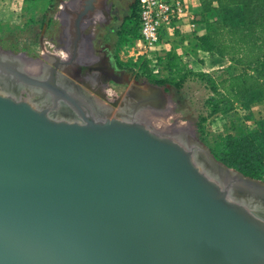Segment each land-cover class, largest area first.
<instances>
[{
  "label": "water",
  "instance_id": "1",
  "mask_svg": "<svg viewBox=\"0 0 264 264\" xmlns=\"http://www.w3.org/2000/svg\"><path fill=\"white\" fill-rule=\"evenodd\" d=\"M7 58L2 87H46ZM0 264H264V182L137 118L56 119L0 92Z\"/></svg>",
  "mask_w": 264,
  "mask_h": 264
},
{
  "label": "rangeland",
  "instance_id": "2",
  "mask_svg": "<svg viewBox=\"0 0 264 264\" xmlns=\"http://www.w3.org/2000/svg\"><path fill=\"white\" fill-rule=\"evenodd\" d=\"M69 17L59 0H0V51L45 63L53 61L49 53L65 60L68 41L64 29ZM122 17L112 19L99 38L97 34L87 35L91 27L98 33L99 23L86 28V41L75 65L78 79H74L89 93L108 103H103L107 109L114 111L125 105L132 110L131 118H150L156 130L174 137L188 135L194 143L187 144L188 148L197 150L202 146L218 162L238 171L220 159L223 145L220 140L230 134L245 135L253 127V119L264 118V102L238 103L224 112L215 110L213 99L218 94L214 91L218 81L241 68L231 56L210 55L201 50L191 36L187 37L189 34L180 32L173 38L168 59L174 70L169 75L155 73L149 65L143 64L146 61L148 64V58L145 49L137 46L139 29ZM149 83L160 86L166 105L158 111L150 105L138 111L134 107L135 100L141 99L137 98L140 90H151L142 87ZM140 121L148 126L154 124L144 118ZM255 179L264 182V168Z\"/></svg>",
  "mask_w": 264,
  "mask_h": 264
},
{
  "label": "trees",
  "instance_id": "3",
  "mask_svg": "<svg viewBox=\"0 0 264 264\" xmlns=\"http://www.w3.org/2000/svg\"><path fill=\"white\" fill-rule=\"evenodd\" d=\"M201 3L205 12L215 11L217 19L204 34L192 35L191 40L210 55L231 56L241 68L214 87L218 93L213 99L215 110L226 112L238 103L264 102V0H201ZM136 10L135 3L131 17ZM169 58L171 51L160 62L166 64L171 74L174 69L169 66ZM143 64L149 65L147 61ZM252 123L245 135L230 134L220 140L223 145L219 155L227 165L257 178L264 168V118L253 119Z\"/></svg>",
  "mask_w": 264,
  "mask_h": 264
},
{
  "label": "flooded vegetation",
  "instance_id": "4",
  "mask_svg": "<svg viewBox=\"0 0 264 264\" xmlns=\"http://www.w3.org/2000/svg\"><path fill=\"white\" fill-rule=\"evenodd\" d=\"M76 3L77 4L75 8L66 10V13L70 16L68 24L64 29L66 41H68L67 59L64 60L63 58L58 57V55H56L55 53H49L48 56L53 60L52 63H45L40 60L38 61L41 66L43 65V68L40 67L41 74L39 75V77L43 82L46 83V87L36 88L17 86L13 87V92L10 91V87H12L10 85H7V87H1L5 90L4 93L7 92L6 94H11L17 97L18 95H22L23 93L27 95L29 94L28 90H33L34 98L40 103L39 109L47 111L51 117L56 119L82 120L87 116L92 117L93 110L98 113L96 102L94 100L95 96L84 89L83 86L74 79H78V73H76L78 69L75 70V65L79 62V59L81 57L82 45L86 41V28L99 23L97 27L99 29L98 33L97 31L94 32V27H91L90 32L87 34L90 36H96L97 34V38H99L108 23H110L112 19H119L121 16L117 12L116 6L112 2V0H76ZM80 16L83 18V21L80 25L81 36L80 39H78L77 21ZM120 30V28L117 29L118 35L120 34ZM76 41L79 45L78 56L69 65L63 66L60 69L57 68L54 65L55 63H60L61 61H70V59L72 58V53H70V51H74ZM4 55L8 57V71H6V73L9 77L15 78L14 73L11 69L15 65H17L18 69L20 67L22 68L24 59L20 55ZM9 58L12 59V62ZM9 84H14L13 80H10ZM143 87H150L151 90H146V92H144V90H140L137 98L141 97V99L137 101L135 100L137 103H139V107L137 109L138 111L146 105L154 107L155 111L162 109L166 105V99L163 95V90L160 89L159 85H152L149 83L147 85H143ZM20 99L26 100L25 98ZM100 101L106 105H109L105 101ZM141 101L143 103L140 104ZM60 114H65V117H69L60 118Z\"/></svg>",
  "mask_w": 264,
  "mask_h": 264
},
{
  "label": "built area",
  "instance_id": "5",
  "mask_svg": "<svg viewBox=\"0 0 264 264\" xmlns=\"http://www.w3.org/2000/svg\"><path fill=\"white\" fill-rule=\"evenodd\" d=\"M135 3L136 14L130 22L139 29L137 46H142L147 52L153 72L168 75L170 70L160 60L165 59L171 51V43L177 32L194 20L187 0H136Z\"/></svg>",
  "mask_w": 264,
  "mask_h": 264
},
{
  "label": "bare ground",
  "instance_id": "6",
  "mask_svg": "<svg viewBox=\"0 0 264 264\" xmlns=\"http://www.w3.org/2000/svg\"><path fill=\"white\" fill-rule=\"evenodd\" d=\"M24 59V63H23V67L22 69L29 72L30 74L32 75H36V76H39L41 73H40V63L38 61H34V60H31V59H28V58H23ZM14 84H12V87H10V91L13 92L14 90L13 89V86ZM2 86L0 85V92L4 93L5 90L1 88ZM143 87V86H142ZM21 88V87H20ZM8 90V89H7ZM23 90V89H22ZM25 92V91H24ZM34 91H30L28 90V93L29 94H19L21 95H18L19 98H25L26 100H28L34 107L36 108H40V103L34 98ZM7 93V92H6ZM27 93V92H26ZM94 97V96H93ZM94 100L96 103V106H97V111H98V114L101 115L102 117H107L108 115L110 114H113L119 118H122V119H129L132 117V110H130L129 108H126L125 105L123 107H121L120 109L118 110H110V109H107L102 102H100V100L96 97H94ZM152 108V107H151ZM96 109V108H95ZM58 116V115H57ZM66 117H69V116H66ZM65 117V114H60V118H66ZM136 117V116H135ZM139 116V120H141V118H144L146 119L147 121L149 122H152L153 120H151L150 118H146V117H141ZM71 118V117H70ZM58 119V118H57ZM153 125L151 124L149 127L152 128L153 130L155 131H158L156 130L157 126L155 125V122L153 121ZM161 131V130H160ZM158 131V132H160ZM162 133V132H160ZM166 134V133H164ZM173 136V135H172ZM174 137V136H173ZM178 141L184 143L185 145L188 144V146L192 143V138L188 135L185 136V134H179L178 136L175 137ZM206 172L207 174L212 177V178H217L215 174H212L211 172L207 171V169L203 166L202 167ZM218 179V178H217ZM230 198L234 201H237V202H240L242 204H244L247 208H249L250 210H253V211H258L260 210L262 207L261 205L255 201V200H252V199H243L242 197H240L239 195L235 194V193H231L230 194Z\"/></svg>",
  "mask_w": 264,
  "mask_h": 264
},
{
  "label": "crops",
  "instance_id": "7",
  "mask_svg": "<svg viewBox=\"0 0 264 264\" xmlns=\"http://www.w3.org/2000/svg\"><path fill=\"white\" fill-rule=\"evenodd\" d=\"M60 6L63 10L72 9L76 6V0H59ZM136 0H112L115 4L117 12L123 16L122 18H127V22L129 23L131 20V16L133 13V8ZM188 6L190 8V12L194 17V20L189 21L187 24L183 26L182 31H178L177 33L182 32V34H189L188 36H192L195 34H202L205 32L210 25L211 22L217 19V13L215 11L205 12L202 7L201 0H187ZM195 21L193 24L192 22ZM192 31V32H191ZM197 31V32H196ZM202 32V33H201Z\"/></svg>",
  "mask_w": 264,
  "mask_h": 264
}]
</instances>
